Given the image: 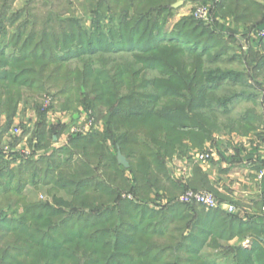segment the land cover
<instances>
[{"label":"trees","instance_id":"trees-1","mask_svg":"<svg viewBox=\"0 0 264 264\" xmlns=\"http://www.w3.org/2000/svg\"><path fill=\"white\" fill-rule=\"evenodd\" d=\"M85 1L87 29L86 21L52 12L55 4L40 15L32 0L15 14L18 0H0V47L10 38L19 46L11 59L0 48V117L7 116L0 141L26 97L42 98L31 155L16 150L19 136L1 146L0 264H215L204 253V240L227 235L225 226L255 234L264 246V217L248 227L218 211L213 230L204 227L205 207L180 203L172 194L164 205L160 194L171 181L168 158L195 144L201 148L223 124L219 119L231 115L232 104L254 99L236 92L246 83L241 72L219 67L224 48L217 49L225 40L240 44L243 53L260 48L264 40L253 34L264 28V18L242 42L219 29L214 13L211 24L190 16L170 27L174 0ZM53 89L57 93L47 98ZM56 105L90 112L103 128L72 134L52 149L54 137L70 128L48 124ZM242 117L239 124L250 122ZM38 150L46 153L36 156ZM257 162L261 170L262 157ZM192 182L181 193L208 191L199 167ZM28 185L46 199H30ZM256 249H239L233 261L255 262Z\"/></svg>","mask_w":264,"mask_h":264},{"label":"crops","instance_id":"crops-1","mask_svg":"<svg viewBox=\"0 0 264 264\" xmlns=\"http://www.w3.org/2000/svg\"><path fill=\"white\" fill-rule=\"evenodd\" d=\"M209 5L216 16L217 26L224 28V34L228 37L234 34L239 41L251 36L253 27L257 20L264 18V0H224L221 7L215 8V0H174L172 8L174 16L170 21V27L177 24L182 18L193 16L195 9L200 5ZM178 5V7H175ZM27 102L20 104L18 112L14 118L13 129L22 128L20 135L14 136V130H9L0 141L1 146H6L13 142L14 137H18L20 142L16 145V150L24 154L25 151L33 152L30 141L33 139L35 145V137L33 136L36 128L37 120L30 112ZM29 110V111H28ZM28 112V113H27ZM62 117V116H60ZM59 115L49 112L48 124L59 126ZM85 118L80 116L75 121V125H83ZM7 125V116L0 117V131ZM63 125V124H62ZM67 126V124H65ZM97 127V126H96ZM103 128V124L99 129ZM68 130L59 138L54 137L52 149L65 146L68 143ZM21 137V138H20ZM34 137V138H33ZM216 140L219 139L216 137ZM245 140V139H244ZM243 140V141H244ZM241 142L242 140H236ZM246 141V140H245ZM209 145L208 141L204 143V148ZM10 146V145H9ZM18 147V149H17ZM196 149H190L185 154L176 152L167 160V168L171 181L168 184V191L165 189L160 194L162 203L166 205L169 194L176 196L175 200H179L178 194L184 187L193 185L192 180L196 175V168L199 167L204 175V189L211 191L218 202L224 205L218 209L204 208V227L217 230L219 212L232 215L235 222H242L249 226L258 224L260 217H264V187L258 180L259 166L257 159L264 157V146H256L255 148H238L237 150L222 148V144L218 142L214 149H211V162H203L199 159ZM52 151V150H51ZM45 150H38L36 156L45 154ZM207 153V152H205ZM2 154H4L2 152ZM17 162L11 164V168L19 165ZM152 199H154L152 197ZM226 205H233L237 208L235 214H230L226 210ZM153 208V206L151 205ZM194 215V214H193ZM234 222V223H235ZM207 225V226H205ZM232 225H234L232 223ZM227 232L225 236L218 237L213 233L204 240V253L208 255L209 261L215 264L234 260V256L239 249H250V243L255 239L251 232L239 235L237 230L230 231L231 226H225ZM221 228V227H220ZM224 228V227H223ZM228 232H231L228 234ZM249 243V245H248Z\"/></svg>","mask_w":264,"mask_h":264},{"label":"rangeland","instance_id":"rangeland-1","mask_svg":"<svg viewBox=\"0 0 264 264\" xmlns=\"http://www.w3.org/2000/svg\"><path fill=\"white\" fill-rule=\"evenodd\" d=\"M32 0H18L16 5V13H19L21 10H23L26 6ZM66 2V3H65ZM82 2H86L85 0H33V6L34 8L38 7V13L43 14L47 8L45 6H51V4H55L56 7L51 9L54 13H61L63 14L64 19H70V20H83L86 21L85 25L83 24L84 28L87 29L89 26L88 21L90 20V16L86 14V7L89 5V3L86 4V7H81L80 4ZM85 4V3H83ZM67 5V6H66ZM61 6V7H59ZM46 8V9H45ZM65 10H64V9ZM15 14L13 16H15ZM36 14V13H29L27 16ZM172 20V19H171ZM81 21V22H83ZM9 29H11L10 23L8 25ZM11 44L7 42L5 47H0L3 49H6V58L11 59L14 54L17 56V48L19 46H15L11 38L9 39ZM1 42V41H0ZM221 48H224V52L221 54V59L223 62H220L219 67L226 70V71H234V72H241L243 82L246 83L245 89H239L236 88V92H243L244 94H251L254 96V99L252 101H246L245 99H241L239 101H236L234 104L230 106L231 115L228 117H222L219 119V123H223L219 129H216L213 133L212 137L209 139L208 147L204 148V143L201 146V148H198V144H195L194 148L196 149L197 153L199 155L207 153H211V149L215 148V145L220 142L223 147L232 148L234 147L235 150L238 148L246 149L248 147L255 148L256 146H264V65L261 63V59L264 58V43L260 46L258 49H254L253 51H247L246 53H243V50L241 48V45L239 44H231V42H227L226 40L222 42L220 47H218V50H221ZM215 51H211V53L207 56V60L213 58L215 56ZM240 54L241 56H237V59H231L234 55ZM29 64H25L24 66H28ZM47 88H49L50 85H46ZM58 89L48 90V92L45 94L47 98L51 99L55 94L57 93ZM38 96V95H37ZM34 95L33 98L30 100L27 99V106L30 108V112L33 116L36 117V120L38 121V112L36 108V104L41 101V97H37ZM63 101V100H62ZM45 104V102H44ZM57 106V105H56ZM28 110V111H29ZM78 113H73L70 111H63L61 106H57L56 108H53L50 110L52 113H58L59 120L58 124L60 126H67L69 125L70 128L68 130V138L73 134L72 128L74 126H78L79 124L75 125L76 119H78L80 116H83L85 118V122L83 123V126L85 124H88L92 118L90 117V112L85 113L81 108L79 109ZM28 113V112H27ZM62 116V117H60ZM246 116L250 118V122H244V123H238L237 121ZM97 120V123H96ZM96 120L94 118V128L96 126L99 128V126L102 124V121L96 117ZM63 124V125H62ZM97 124V125H96ZM21 127V126H19ZM17 127V128H19ZM22 130V128H20ZM15 129H11L13 131ZM23 132V131H22ZM16 136V135H14ZM216 137L219 139V141L216 140ZM236 140H242L241 142H236ZM246 141H245V140ZM244 140V141H243ZM10 145V144H9ZM6 145V146H9ZM194 144L191 146L193 147ZM18 149V147H17ZM211 159V158H210ZM211 162L210 160H208ZM18 164V162L16 163ZM25 193L31 194L30 199L43 201L46 199L45 192L42 191H36L32 186H27L25 188ZM182 193H179L178 196L180 197ZM37 198V199H36ZM55 204V203H54ZM200 206V205H198ZM202 208V206H200ZM71 208V207H70ZM68 206H63V209L70 210ZM159 219H157L158 221ZM155 222V221H153ZM222 222V221H221ZM155 224V223H154ZM262 227H257V229H260ZM264 228V227H263ZM255 239L251 241L250 248H257L255 253V262H245L243 258L240 259L241 263L245 264H264V246L260 244L257 240L256 235L254 234ZM249 245V243H248ZM235 261H227V262H221L218 264H235Z\"/></svg>","mask_w":264,"mask_h":264},{"label":"built area","instance_id":"built-area-1","mask_svg":"<svg viewBox=\"0 0 264 264\" xmlns=\"http://www.w3.org/2000/svg\"><path fill=\"white\" fill-rule=\"evenodd\" d=\"M220 1L221 0H215V5H214L215 8L220 3ZM193 17L198 21L205 22L206 24H211L213 22L212 7L209 5L198 6L193 13ZM253 37L256 40H264V28L261 30H257L253 34ZM48 106H49V100L46 102V107ZM93 121L94 119L92 118V120L88 124H85L84 126L83 125L74 126L72 128V133L76 135L87 134L94 127ZM13 133L14 135H20L21 129L16 128ZM211 153L201 154L199 155V159L203 162H207L212 157ZM24 155L29 156L31 155V152L25 151ZM262 159L264 161V157ZM258 180L260 183L264 182V167L259 172ZM178 202L183 203V204H197V205L203 206L206 209H210V210L221 208L224 206L218 202L214 194H212L211 192L202 191V190H199V191L187 190L180 195ZM225 207L229 213H235L237 211V208L234 207L233 205H226Z\"/></svg>","mask_w":264,"mask_h":264},{"label":"water","instance_id":"water-1","mask_svg":"<svg viewBox=\"0 0 264 264\" xmlns=\"http://www.w3.org/2000/svg\"><path fill=\"white\" fill-rule=\"evenodd\" d=\"M175 7H178V5H176ZM118 162L126 168H129V163L127 159L121 153H118Z\"/></svg>","mask_w":264,"mask_h":264}]
</instances>
